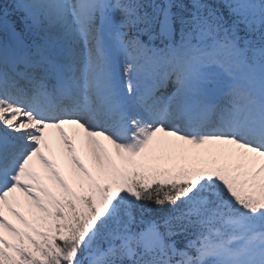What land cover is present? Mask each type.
Here are the masks:
<instances>
[{"label":"snow or ice","instance_id":"6c2138e0","mask_svg":"<svg viewBox=\"0 0 264 264\" xmlns=\"http://www.w3.org/2000/svg\"><path fill=\"white\" fill-rule=\"evenodd\" d=\"M0 264H264V0H0Z\"/></svg>","mask_w":264,"mask_h":264},{"label":"rangeland","instance_id":"374dc122","mask_svg":"<svg viewBox=\"0 0 264 264\" xmlns=\"http://www.w3.org/2000/svg\"><path fill=\"white\" fill-rule=\"evenodd\" d=\"M54 139H58V136H57L55 133H54ZM84 159H85V162L88 163V164L91 166V164H90V158H89V157H84ZM61 166H62V168H66V167H67L66 161H61ZM20 210H21V211H24L25 214L27 215L25 209L21 208ZM7 214H8V216H9V218L12 219L13 222H14V223H17V225L19 226V222L16 221L15 218L11 216V213H7ZM29 218H30V217H29Z\"/></svg>","mask_w":264,"mask_h":264},{"label":"bare ground","instance_id":"6f19581e","mask_svg":"<svg viewBox=\"0 0 264 264\" xmlns=\"http://www.w3.org/2000/svg\"><path fill=\"white\" fill-rule=\"evenodd\" d=\"M56 145H58V139H54V146H56ZM86 157H88V156L86 155Z\"/></svg>","mask_w":264,"mask_h":264}]
</instances>
